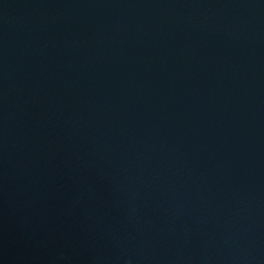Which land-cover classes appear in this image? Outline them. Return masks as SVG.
<instances>
[{
  "label": "water",
  "instance_id": "1",
  "mask_svg": "<svg viewBox=\"0 0 264 264\" xmlns=\"http://www.w3.org/2000/svg\"><path fill=\"white\" fill-rule=\"evenodd\" d=\"M0 264H264V0H0Z\"/></svg>",
  "mask_w": 264,
  "mask_h": 264
}]
</instances>
